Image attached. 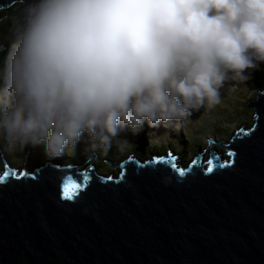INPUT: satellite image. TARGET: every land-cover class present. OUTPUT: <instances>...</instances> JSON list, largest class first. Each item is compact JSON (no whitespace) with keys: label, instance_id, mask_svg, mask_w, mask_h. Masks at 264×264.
Instances as JSON below:
<instances>
[{"label":"clouds","instance_id":"1","mask_svg":"<svg viewBox=\"0 0 264 264\" xmlns=\"http://www.w3.org/2000/svg\"><path fill=\"white\" fill-rule=\"evenodd\" d=\"M3 11L14 13V40L0 51L7 52L0 70V155L17 173L7 156L39 148L56 160L81 143L86 153L109 157L115 147L148 161L146 148L161 140L150 129L161 124L178 133L187 154L173 152L170 139L161 143L167 152L152 160L170 151L177 167L178 159L189 164L209 145L196 146L200 152L184 162L192 150L184 127L193 112L214 109L264 64V0H21L0 9V24ZM145 123L149 131L139 148ZM255 123L256 115L250 129ZM126 129L130 141L121 138ZM210 159L211 151L203 161Z\"/></svg>","mask_w":264,"mask_h":264},{"label":"water","instance_id":"2","mask_svg":"<svg viewBox=\"0 0 264 264\" xmlns=\"http://www.w3.org/2000/svg\"><path fill=\"white\" fill-rule=\"evenodd\" d=\"M18 1L0 0V9ZM249 107L250 134L220 143L237 155L227 168L213 160L211 173L201 155L181 177L132 154L120 165L105 161L124 165L123 180H108L95 175L98 156L86 153L93 180L75 200L61 198L68 172L51 161L35 180L0 184V264H264V92ZM27 164L28 156V172Z\"/></svg>","mask_w":264,"mask_h":264},{"label":"rangeland","instance_id":"3","mask_svg":"<svg viewBox=\"0 0 264 264\" xmlns=\"http://www.w3.org/2000/svg\"><path fill=\"white\" fill-rule=\"evenodd\" d=\"M16 7H14L11 11H14ZM3 26H0V29ZM9 42L11 40H0V48H2L4 45L6 47H10L11 43L8 45L6 42ZM4 51L9 50L8 49H3ZM258 77V79H257ZM264 84V64H261L260 68L254 72L251 73V78L249 81H247L246 84H240L236 87V92L232 94L233 90H229V93H227L226 97L230 98H224L222 97L221 103L217 105L214 109L211 111H202L201 109L198 111H195L193 116H196L197 114H200L201 116L197 117L194 121H191L190 123L185 124L184 130H185V135L187 139L189 140L191 144V149L194 151L196 149V146H204L205 142L206 144L208 143V140L213 139V142H215L217 145L219 143H222L223 145H226L228 142L232 140V138L236 135L238 129L243 127L246 128V130H249L250 127L254 124L255 122V115L253 112V109L251 107L248 108V103H251V101H254L253 97L258 95V92L260 89L256 88L255 86L257 85V82ZM231 82L226 83L224 85V89L228 90L229 85ZM0 87H3V84H0ZM264 87L262 88V90ZM232 94V95H231ZM231 95V96H230ZM197 120V121H196ZM214 123V124H213ZM161 130L164 133H166V136L163 137L160 141L154 140V144H161L163 143L162 141H168V140H175L173 145L178 148L181 152H183V147L181 142H180V137L178 133L170 128L168 130V127L164 124H161L160 127L157 129H150L152 133L155 134V136L158 138L159 133L158 131ZM127 132L121 133V138L122 139H127L130 141L131 137L133 136L130 131L126 129ZM149 131V128L147 126V123L144 125L143 131H141L139 135V144L142 145L143 143H146V136L147 132ZM169 134H171L173 137L169 138ZM204 135V136H203ZM86 139V137H85ZM205 140V141H204ZM215 140V141H214ZM81 147H77V153H78V160H75L73 164L75 165L74 167H79L77 171H83L86 170V168H89L90 166V159H88L85 154L86 152L84 151L85 144L81 143ZM78 145V146H80ZM206 151L207 156L209 155L210 152V146L207 145L206 150H203V153ZM29 154V155H28ZM98 157L96 160L93 161V164L95 165V174L97 176L103 177V178H108L112 177L113 179H117L121 173V169L112 166L108 164L107 162H104V165H101V159H106V161L114 163L119 165L120 163L124 162L125 160H128L131 156V154H121L118 155L115 160H112L111 158L104 156V155H99L96 154ZM152 152H151V147L146 148V157H149L148 160H152ZM28 156V164L27 166L30 168V172L34 171L37 166H39V163L37 161H40L41 165L44 166V164L48 161H51L50 164H56V165H61L62 167H65V165L72 164V157L71 155H65L64 157L56 160H48L45 158V156L40 152L39 148L37 149H30L28 153L26 154H20L17 156H7V163L14 166L18 167L19 171L21 172L22 167L24 168V164L26 162ZM105 157V158H104ZM225 158L229 161L228 156L226 155L225 152ZM46 161V162H43ZM178 159V164L180 165H187L188 163L182 164L179 163ZM189 162L190 160H186ZM58 162V163H56ZM103 163V162H102ZM31 165V166H30ZM60 166V168H61ZM0 169H5V165L3 163V158L2 155H0ZM29 172V171H28ZM2 174V172H0Z\"/></svg>","mask_w":264,"mask_h":264},{"label":"snow or ice","instance_id":"4","mask_svg":"<svg viewBox=\"0 0 264 264\" xmlns=\"http://www.w3.org/2000/svg\"><path fill=\"white\" fill-rule=\"evenodd\" d=\"M254 130V129H253ZM244 135H249V133H245L243 129L240 130V132H238L236 134V137H239L241 134ZM210 144L212 143L211 141L209 142ZM237 155L236 152L234 151H229L228 152V156L229 157H235ZM199 160V157L197 158V160H194L192 162V165H189V169L185 170L182 168L177 167V165L175 164V158L172 156L171 153L168 154L167 158H159V159H154L152 161H150V164H159V163H167L169 165H171V167L174 169V171H176L179 176L183 177L186 173V171H190L192 166L197 164ZM213 160L217 161V167L219 168H227L231 166V161L228 162H219V157H216L215 155H213L212 159H210L208 161V167L206 169V171L208 173L213 172ZM55 167H60V166H55ZM73 165H67L66 166V170L68 172V174L63 178L62 182H61V198L63 200H75L77 199V197L80 195L81 192H83L85 189L88 188L89 184L91 183V181L93 180V175H92V168L89 167L86 170L83 171H78L77 175L80 177L79 180H76L73 178L72 175V170H73ZM122 171L120 173V180L124 179V165L120 166ZM141 167H143L141 165ZM29 175V173L27 171H21L19 173H17L15 170L7 168L3 174H0V184H3L5 181L9 180L10 178L13 179H20L21 177H27ZM32 179H36L35 175H32ZM103 179V178H100ZM108 180H111L112 177H108ZM117 183H119V181H116Z\"/></svg>","mask_w":264,"mask_h":264},{"label":"trees","instance_id":"5","mask_svg":"<svg viewBox=\"0 0 264 264\" xmlns=\"http://www.w3.org/2000/svg\"><path fill=\"white\" fill-rule=\"evenodd\" d=\"M1 16L2 17H5L4 18V20H2V23L0 24V26L2 25L3 27L0 29V40H2V39H6V40H11V41H7L6 43L9 45L10 43H12V41L14 40V36H13V34H12V32L10 31V29H11V27H12V25H11V17H12V15L9 13H6V11H3V12H1ZM6 55H7V52H1L0 53V70H2L3 69V67H4V61H5V58H6ZM257 79H258V77H257ZM258 81V80H257ZM1 83H3V79L2 78H0V84ZM257 84L259 85V87L262 89L263 87V85L261 84V83H259V81L257 82ZM252 102V101H251ZM144 146H145V144H143L142 146H139V148H144ZM78 147H81V145L80 146H78ZM192 147V146H191ZM168 146L167 145H164V144H161V145H152L151 146V152H152V154H160V155H163V154H165L166 152H167V150H168ZM183 152H181L180 151V154H181V156L185 159L186 158V154H187V149H186V147H183ZM171 150L173 151V152H176V151H178V148H176L174 145H172L171 146ZM125 154V153H124ZM68 155H71V157H72V164H73V162L75 161V160H78L79 161V158H78V153H77V151H76V153L75 154H73V153H68ZM110 158H112L113 160H115L116 159V156H118V155H121V153L119 152V151H117V149L115 148V147H113V149L107 154ZM115 156V157H114ZM127 156H128V154H127ZM188 159V158H187ZM106 160H101V165L103 164L104 165V163H102V162H105ZM37 163H40V161H37Z\"/></svg>","mask_w":264,"mask_h":264},{"label":"flooded vegetation","instance_id":"6","mask_svg":"<svg viewBox=\"0 0 264 264\" xmlns=\"http://www.w3.org/2000/svg\"><path fill=\"white\" fill-rule=\"evenodd\" d=\"M204 150H206V147H204ZM213 150L215 151V153L216 154H218V155H221L222 157H224V154H225V152H224V148H223V146L222 145H217V146H214L213 147ZM211 151V150H210ZM200 152V150H191V151H189L188 153H189V156H188V160H190V159H192L194 156H197V154ZM203 153V151H201L200 152V155ZM210 153V152H209ZM204 155L202 156L203 158H205V157H207V153H206V151L203 153ZM184 162H187V161H184Z\"/></svg>","mask_w":264,"mask_h":264},{"label":"bare ground","instance_id":"7","mask_svg":"<svg viewBox=\"0 0 264 264\" xmlns=\"http://www.w3.org/2000/svg\"><path fill=\"white\" fill-rule=\"evenodd\" d=\"M221 92H226V90L223 88V89L221 90ZM201 110L204 111L203 108H201ZM194 113H195V111L193 112V114H194ZM193 114H192L191 117L189 118L190 121H194L198 116H199V117L201 116L200 114H197L196 116H193ZM125 132H127V131L125 130ZM158 133H159L158 138L162 139V138H163V135H164V132L161 131V130H159ZM165 134H166V133H165ZM146 160H147V159H146ZM89 167H90V166H89ZM86 169H88V168H86ZM94 170H95V169H94ZM95 175H96V174H95Z\"/></svg>","mask_w":264,"mask_h":264}]
</instances>
